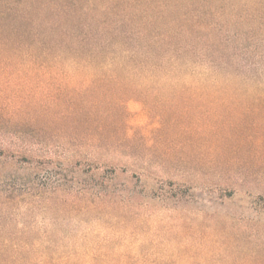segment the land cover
Masks as SVG:
<instances>
[{"label": "rangeland", "instance_id": "374dc122", "mask_svg": "<svg viewBox=\"0 0 264 264\" xmlns=\"http://www.w3.org/2000/svg\"><path fill=\"white\" fill-rule=\"evenodd\" d=\"M0 264H264V0H0Z\"/></svg>", "mask_w": 264, "mask_h": 264}, {"label": "trees", "instance_id": "16d2710c", "mask_svg": "<svg viewBox=\"0 0 264 264\" xmlns=\"http://www.w3.org/2000/svg\"><path fill=\"white\" fill-rule=\"evenodd\" d=\"M9 9H11V7H9Z\"/></svg>", "mask_w": 264, "mask_h": 264}]
</instances>
